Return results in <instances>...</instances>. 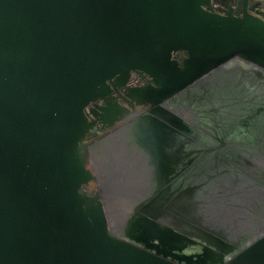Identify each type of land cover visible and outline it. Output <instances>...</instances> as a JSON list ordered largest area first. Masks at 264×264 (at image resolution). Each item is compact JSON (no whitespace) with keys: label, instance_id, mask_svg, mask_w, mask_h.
Masks as SVG:
<instances>
[{"label":"water","instance_id":"1","mask_svg":"<svg viewBox=\"0 0 264 264\" xmlns=\"http://www.w3.org/2000/svg\"><path fill=\"white\" fill-rule=\"evenodd\" d=\"M203 3L0 0V264H264V18ZM130 69L155 103L103 138L90 89ZM93 152L135 222L86 204Z\"/></svg>","mask_w":264,"mask_h":264},{"label":"flooded vegetation","instance_id":"2","mask_svg":"<svg viewBox=\"0 0 264 264\" xmlns=\"http://www.w3.org/2000/svg\"><path fill=\"white\" fill-rule=\"evenodd\" d=\"M201 7L215 16H223L229 19L231 22H236L242 18L245 13L253 12L258 13L264 18V0H204ZM189 29L193 31L200 40H205L215 35L211 25L202 22H189ZM191 56L187 50H175L171 54V61L173 65H182L185 57ZM189 56V57H190ZM104 80V81H102ZM102 80L93 83L90 89L91 99L86 104L85 110L88 111L89 107L94 110H99L100 107L106 108V112L102 111L103 117L106 118L104 124L100 120H97V131L101 132V137L110 138L111 134L118 131V128H110L108 122L111 119L116 118L113 114L115 110H119L120 107H126L128 113L123 119L117 113L119 123L135 121L137 117L133 114L137 111H143L147 109L149 104H153L154 96L149 91L147 96L141 100H132L126 94L129 92L130 86H145L153 85V77L148 73L139 69H130L127 73H118L113 77L102 78ZM162 109L166 105L162 102H156ZM112 110V113H110ZM89 115L90 113L87 112ZM91 116V115H90ZM133 116V118H132ZM92 118V116H91ZM122 125V124H121ZM103 154L100 152H93L89 155V167L90 176L89 184L85 202L88 205L95 206L100 209L112 208L116 210L125 221L135 222L136 219L131 216V212L126 208L125 203L118 202L110 190V182L106 167L102 161Z\"/></svg>","mask_w":264,"mask_h":264}]
</instances>
